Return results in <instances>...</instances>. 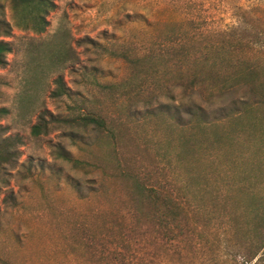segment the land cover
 I'll return each instance as SVG.
<instances>
[{
	"label": "rangeland",
	"instance_id": "obj_1",
	"mask_svg": "<svg viewBox=\"0 0 264 264\" xmlns=\"http://www.w3.org/2000/svg\"><path fill=\"white\" fill-rule=\"evenodd\" d=\"M0 4V264H264V0Z\"/></svg>",
	"mask_w": 264,
	"mask_h": 264
},
{
	"label": "trees",
	"instance_id": "obj_2",
	"mask_svg": "<svg viewBox=\"0 0 264 264\" xmlns=\"http://www.w3.org/2000/svg\"><path fill=\"white\" fill-rule=\"evenodd\" d=\"M9 1L13 8L18 9L21 8V10L25 9L29 5H35V8L40 11H44V13L47 11L46 8L52 7V0H4ZM2 6L0 4V35L3 37H9L11 33V27L8 22L5 21V19L2 17ZM11 43L0 40V67H4L6 65V55L11 52ZM55 83V89L51 91L50 96L53 98L60 97L62 95L66 94V88L64 87V84L62 82V79L60 76H57L54 80ZM176 99L170 98L169 103L165 105L164 109L161 110V112L165 111L167 114H170V116L175 120L178 119V117H181L183 114L188 115L190 117H195L198 120L201 118V115H204L205 110L202 106H196L194 103H186V102H180L179 104H176ZM222 111V109L220 110ZM7 113V110L5 108H0V117L5 116ZM53 119V118H52ZM51 119V120H52ZM56 121V119L52 120L51 122ZM47 120L44 117V112H41L38 116V122L31 126L30 128V134L34 137H37L41 135L42 133L47 132ZM71 122H75L77 124H80V122L83 123V125H90L94 124L95 126H100V120L98 118L94 117H78L73 119ZM181 123L179 124V126ZM3 128L0 127V131ZM20 138L18 136L14 137H5L2 138L0 136V177L2 175V171L4 169V166L7 164H10L11 161H13V155L15 148L13 147L15 143H19ZM59 156L63 159H67L68 157L62 153L59 152ZM148 194L146 198H149L150 201L156 206L159 202H161V223L166 222L167 224L176 222L182 212L183 208L181 204L173 199L170 194L164 193L161 191V197L156 193L155 190H149L147 191Z\"/></svg>",
	"mask_w": 264,
	"mask_h": 264
}]
</instances>
